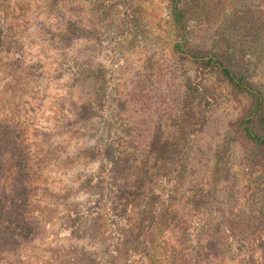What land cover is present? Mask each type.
Wrapping results in <instances>:
<instances>
[{"label": "rangeland", "instance_id": "rangeland-1", "mask_svg": "<svg viewBox=\"0 0 264 264\" xmlns=\"http://www.w3.org/2000/svg\"><path fill=\"white\" fill-rule=\"evenodd\" d=\"M167 3L0 0V25L10 26L4 43L0 42V91L4 92L0 117L10 115L9 109L16 105L9 118L15 116L27 127L33 169L43 175L37 196L47 223L37 246L42 264H83L79 260L82 252L103 257L108 251L104 212L100 218L82 216L80 222L65 210L96 209L92 201L102 188L97 148L105 133L103 125L97 120L85 127L74 98L61 108L64 116L57 118L59 100L74 92L82 97L80 102L92 100L95 78L104 81L106 73L103 83L110 94L109 107L121 114V122L133 123L140 141H150L175 114L184 80L195 75L191 63L172 55V44L179 38L170 23ZM263 19L264 0H237L225 7L217 23L192 26L185 38L191 49L208 52L216 33L229 28L243 42L254 40L257 49L264 46V32L259 30L264 27ZM73 29L82 30L83 36H74ZM73 62H86L93 73L91 86L83 91L72 86L66 67L59 69V63ZM204 83L217 93L216 101L189 150L183 191L163 229L161 242L167 244L157 253L169 250L163 255V264H253L257 249L264 248V194L254 190L243 175L240 148L232 144L224 148L227 131L239 117L243 101L214 74ZM259 122L264 127V115ZM86 148L94 152L89 154ZM218 160L225 163L223 171L229 172L214 187L209 177L219 170ZM126 183L121 187H127ZM119 197V193L110 197L115 212L134 218L137 210L132 213L130 202L124 204ZM119 219H111L109 225L112 221L120 224ZM195 230L197 250L188 236ZM180 238L184 240L179 248L174 241ZM177 250L172 258L171 251ZM113 264H125L122 253Z\"/></svg>", "mask_w": 264, "mask_h": 264}, {"label": "trees", "instance_id": "trees-1", "mask_svg": "<svg viewBox=\"0 0 264 264\" xmlns=\"http://www.w3.org/2000/svg\"><path fill=\"white\" fill-rule=\"evenodd\" d=\"M236 1L168 0L170 23L179 38L172 44V55L191 63L196 72L193 78L184 80L183 93L175 105V114L165 121L166 124H162L150 141H140L133 123L121 122V114L109 107L110 94L104 89L103 83L108 76L106 73L104 81L95 78L96 93L92 100L83 99L80 102L82 97L75 92L74 96L71 93L68 98L59 100L60 108L55 109L57 118L64 116L60 114L61 108L74 98L75 103L79 104H76L77 115L85 127L87 122L93 124L99 120L105 132L97 148V154L101 157L99 182L102 188L92 201L96 209L90 208L87 212L82 207H70L65 210L67 213L72 212L80 222L82 216L100 218L102 212L108 219V225L111 219L120 218V224L112 221L108 226L105 221L107 254L102 257L82 252L79 260L83 264H95V261L113 264L120 253L125 264H163V255H168L169 250L164 253L157 251L167 244L166 241L161 242L165 235L164 225L170 218L178 195L183 191L189 150L204 130L208 112L216 101L217 93L204 83L207 76L214 74L219 82L243 101L239 117L227 131L224 148L227 150L229 144L240 148L243 154L242 173L252 188L263 196L264 127L259 119L264 115V46L255 49L254 40L243 42L229 28L216 33L208 52L191 49L185 38L192 26L217 23L225 7ZM9 27L0 25L4 38L0 36L1 43H4ZM259 30L264 32V27ZM71 32L76 37L84 34L78 29ZM64 67L65 72H71L72 86H79L82 91L84 87L91 86L93 76L90 75L93 73L90 74L86 62L59 63V69ZM99 75H102L101 72ZM15 83H20V79H16ZM3 93L0 91V101L4 100ZM11 94L14 95V92ZM12 106L10 115L0 117V264H42L37 246L44 236L47 223L43 220V210L37 196L43 175L33 169L27 127L15 116L9 118L16 105ZM80 128L83 129L82 126ZM85 150H89V154L94 152L89 148ZM224 164L218 160L219 170L211 172L209 180L214 187L228 176L229 171H223ZM124 183L127 187L122 188ZM131 186L133 190L130 191ZM115 193H119V199L124 204L130 202L128 206L132 213L137 210L134 218L125 215L126 212H115L110 199L111 194ZM188 236L191 247L197 250V231L188 233ZM181 240L184 239L174 241L179 248ZM172 247L176 248V245ZM177 253L178 250L171 251V257ZM254 258L256 262L253 264H264V248H258Z\"/></svg>", "mask_w": 264, "mask_h": 264}]
</instances>
